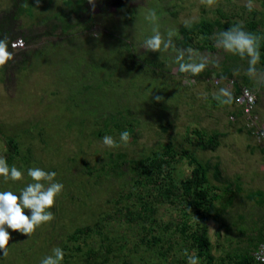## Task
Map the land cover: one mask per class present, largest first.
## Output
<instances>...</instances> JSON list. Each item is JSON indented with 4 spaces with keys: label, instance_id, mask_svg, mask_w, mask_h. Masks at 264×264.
I'll list each match as a JSON object with an SVG mask.
<instances>
[{
    "label": "rangeland",
    "instance_id": "1",
    "mask_svg": "<svg viewBox=\"0 0 264 264\" xmlns=\"http://www.w3.org/2000/svg\"><path fill=\"white\" fill-rule=\"evenodd\" d=\"M30 1L38 3L32 5L33 17L20 15L16 20L11 15L13 1L0 0V39L5 31L16 30L32 39L17 35L23 43L12 47L9 41L6 46L10 58L0 64V130L19 142L11 165L21 171L32 166L55 171L63 189L50 209L51 221L28 235L9 229L0 264H40L68 231L96 219L118 247L106 264L160 259L140 241L136 224L124 220L116 209L123 201L114 200L138 193V183L130 180L125 163L120 160L116 166L108 159L117 154L126 160L139 158L162 151L170 141L171 152H177L170 162L174 179L190 171L181 153L184 147L201 161L219 163L238 187L223 192L216 203L218 215L208 221L214 260L224 252L248 249L252 254L260 241L251 245L249 240L264 235L263 142L252 137L241 116L231 118L236 105L229 98L234 80L248 77L263 117L264 66L258 62L250 73L247 57L220 47L217 39L224 29L210 37L213 48L200 50L182 43L179 27L201 16L214 18L217 9L231 21L243 22L251 8L264 30V0H86L72 14L64 0ZM150 9L159 15L162 46L157 51L144 46L152 35V25L144 19ZM167 41L171 42L165 47ZM200 63L205 66L196 73L181 67ZM222 89L230 95H223ZM109 114L125 128L104 135L119 141L121 131L130 133L128 141L116 148L105 146L104 135L96 134L103 131L102 120ZM194 127L218 132L217 149L201 150L184 141ZM4 149L0 138V154ZM29 179L26 172L23 181L0 177V190L18 193ZM178 214L167 202H160L154 214L163 232L162 245L167 247L169 240L174 245L165 251L168 262L174 253L180 257L187 253L177 250L183 247L175 226H167L177 223ZM185 259L183 264H188Z\"/></svg>",
    "mask_w": 264,
    "mask_h": 264
},
{
    "label": "trees",
    "instance_id": "2",
    "mask_svg": "<svg viewBox=\"0 0 264 264\" xmlns=\"http://www.w3.org/2000/svg\"><path fill=\"white\" fill-rule=\"evenodd\" d=\"M12 1L15 6L11 15L16 20H19L20 15H27L28 18L33 17L32 5L38 3L30 0ZM48 1L52 2V0ZM84 1L86 2V0H64L63 2L67 6L68 12L72 14L81 10L82 5L85 4ZM255 14L256 11L250 8L249 17L243 22H238L231 21L227 15L217 9V15L214 18L201 16L197 21L180 26L179 32L182 35V43L200 50L213 48L210 37L215 32L238 25L260 38V59L258 62L264 66V30L262 29V23L256 19ZM63 23L65 29L67 23L65 20ZM5 33V37L2 38L1 36L0 40L9 48V41L20 34H18V30L12 33L5 31ZM20 36H23L25 40H32L29 35L21 34ZM140 66L142 65L140 64ZM180 73L182 72L180 71ZM192 75L193 77H199L195 74ZM205 75L203 73V76ZM242 85L252 86L253 83L248 77L234 80V89L229 98L232 105L235 104L234 97ZM232 113L234 117L240 114L237 108ZM102 123V132L104 133L96 132L99 136L110 132L113 128L118 130L125 128L120 119L113 114L106 115ZM219 136L216 131L207 132L194 127L189 130V135H185L184 141L201 150H216L219 145ZM0 138L5 146L0 157H4L11 165L18 153L19 142L13 136L5 134L1 130ZM172 145L173 142L170 141L163 146L162 151H151L139 158L126 160L124 155L117 154L108 159V162H113L116 166L119 165L120 160L125 163L130 173V180L134 184L138 183V193L128 192L123 199L114 200L115 203L123 201V204L118 205L116 209L120 211V215L124 220L136 224L139 228L138 235L140 241L146 244L145 248H150L153 253L157 252L160 255V259L150 260L149 262L135 263L128 260L119 264H183L186 261L185 256L189 255L188 253L198 256L203 264H258L248 249L236 254L224 252L219 255L218 260H214V255L211 252L212 243L207 234L208 221L215 219L218 215L220 207H217L216 203L219 202L223 192L234 191L238 187L223 171L219 163H213L211 160L201 161L189 149L184 147L181 148V153L191 166L190 171L188 175L178 180L174 179L170 162L177 152H171ZM210 175L213 181L210 180ZM131 197L132 201H130ZM160 202L173 205L179 212L177 223L170 221L167 226L174 225L176 232L182 239L183 248L177 250L182 249L187 252L182 257L178 256L179 253H174L170 262L165 259V251L171 249L172 246L174 248V245L170 240L167 247L162 245L161 236L163 232L159 230V221L154 217ZM222 206H224V203H222ZM261 240H264V235L259 233L252 237L249 240L251 243H249L252 245ZM58 246L65 252L62 264H106L114 254L113 251L118 250L108 232L102 231L99 219L94 220L92 223L75 226L65 234L63 239L58 241Z\"/></svg>",
    "mask_w": 264,
    "mask_h": 264
},
{
    "label": "clouds",
    "instance_id": "3",
    "mask_svg": "<svg viewBox=\"0 0 264 264\" xmlns=\"http://www.w3.org/2000/svg\"><path fill=\"white\" fill-rule=\"evenodd\" d=\"M144 19L152 25V35L145 38L144 46L148 50L157 51L162 46V36L158 24L159 15L155 10L150 9L145 13ZM259 39L253 33L235 25L221 31L218 35L217 43L228 53L241 58L247 57L249 64L248 72L254 73L256 71L255 65L260 59ZM170 42H163L164 46L167 47ZM9 58L10 53L6 50V44L0 41V64ZM204 66L203 63H200L182 65L181 67L182 69L196 73L202 70ZM221 92L223 95H230L223 89ZM236 108L239 111L237 106ZM239 116L241 115L239 114ZM232 117L234 118L233 115ZM129 135V131L125 129L119 133V141L111 135H104L101 140L105 146L116 148L120 146L121 142L126 143ZM25 172L30 179L18 193L12 190H0V255L5 254L7 251L6 246L11 237L9 229L19 234L28 235L43 223L53 219V213L50 209L54 204L55 197L63 189V184L55 180L57 175L55 171H46L35 166L21 171L15 165H9L4 157H0V177H3L5 181H23ZM64 256V250L57 246L51 249L50 254L41 259L40 264H62ZM187 261L188 264H199V257L189 255L187 256Z\"/></svg>",
    "mask_w": 264,
    "mask_h": 264
},
{
    "label": "built area",
    "instance_id": "4",
    "mask_svg": "<svg viewBox=\"0 0 264 264\" xmlns=\"http://www.w3.org/2000/svg\"><path fill=\"white\" fill-rule=\"evenodd\" d=\"M22 43L21 38L11 41L13 47L20 46ZM234 103L240 111L244 126L252 137L257 142L264 141V117H261L256 110L255 92L250 87L242 85L234 97ZM252 255L258 264H264V241L256 246Z\"/></svg>",
    "mask_w": 264,
    "mask_h": 264
},
{
    "label": "crops",
    "instance_id": "5",
    "mask_svg": "<svg viewBox=\"0 0 264 264\" xmlns=\"http://www.w3.org/2000/svg\"><path fill=\"white\" fill-rule=\"evenodd\" d=\"M262 142H263V143H261L262 146H260V145H259V146H260L261 149L264 150V141H262ZM262 169H263V171H264V164H262ZM263 180H264V177H263Z\"/></svg>",
    "mask_w": 264,
    "mask_h": 264
}]
</instances>
